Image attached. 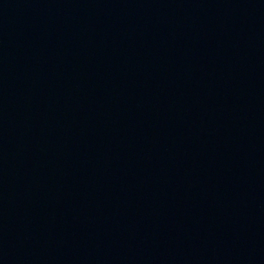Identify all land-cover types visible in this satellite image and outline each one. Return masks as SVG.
Returning a JSON list of instances; mask_svg holds the SVG:
<instances>
[{
    "label": "water",
    "instance_id": "1",
    "mask_svg": "<svg viewBox=\"0 0 264 264\" xmlns=\"http://www.w3.org/2000/svg\"><path fill=\"white\" fill-rule=\"evenodd\" d=\"M0 264H264V0H0Z\"/></svg>",
    "mask_w": 264,
    "mask_h": 264
}]
</instances>
